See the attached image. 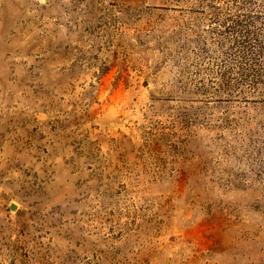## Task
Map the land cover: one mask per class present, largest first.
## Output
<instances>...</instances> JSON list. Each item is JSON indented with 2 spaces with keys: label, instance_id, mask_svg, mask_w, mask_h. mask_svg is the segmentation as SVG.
Segmentation results:
<instances>
[{
  "label": "rangeland",
  "instance_id": "374dc122",
  "mask_svg": "<svg viewBox=\"0 0 264 264\" xmlns=\"http://www.w3.org/2000/svg\"><path fill=\"white\" fill-rule=\"evenodd\" d=\"M0 264H264V0H0Z\"/></svg>",
  "mask_w": 264,
  "mask_h": 264
}]
</instances>
